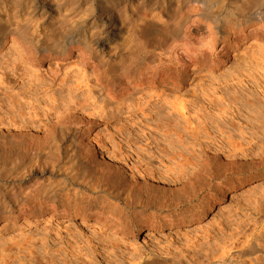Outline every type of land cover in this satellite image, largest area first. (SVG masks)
Listing matches in <instances>:
<instances>
[{
	"label": "rangeland",
	"instance_id": "1",
	"mask_svg": "<svg viewBox=\"0 0 264 264\" xmlns=\"http://www.w3.org/2000/svg\"><path fill=\"white\" fill-rule=\"evenodd\" d=\"M24 1L31 9L2 15L7 31L33 20L25 31L36 58L19 37L0 36V187L58 190L85 161L79 144L158 196L101 206L73 181L54 204L36 197L25 212L2 210L0 264H137L153 254L177 264H264V23L248 17L257 0L236 19L224 17L233 0L195 4L191 62L164 51L183 42L177 5L167 25L144 35L128 18L136 1L72 0L70 12L64 0ZM62 13L72 22L57 30ZM76 41L93 57L77 46L68 53ZM132 43L148 56L129 69ZM57 44L65 51L44 56ZM106 173L96 181L117 182Z\"/></svg>",
	"mask_w": 264,
	"mask_h": 264
},
{
	"label": "bare ground",
	"instance_id": "2",
	"mask_svg": "<svg viewBox=\"0 0 264 264\" xmlns=\"http://www.w3.org/2000/svg\"><path fill=\"white\" fill-rule=\"evenodd\" d=\"M39 1L43 2V0H39ZM119 1L120 0H112V3H113V5H115ZM128 1H129V4H131V5H133L134 1H136L137 9H135V11L132 10L131 13L128 14V18L131 17L129 19L131 21V25L133 26L132 30L137 31V33L139 31V33L141 32V34H144L148 31H152V29H157L159 26H162L161 28H163L164 25H167L169 23L168 19H167V17H169V15H168L169 10L174 5H177L178 8L182 7L183 9H185V11L182 12V14H181V18H182L181 23H183L182 27H184L183 28V37L181 39L183 42L181 44L175 43L173 45L167 46L164 49V51L166 53H168L170 56L180 55V56H182V58H184L185 60H187L189 62L194 60L193 55L196 53V50L193 49L194 47L192 48L194 42L192 40L193 39L192 34L190 33V31H191L190 30V26H191L190 23L193 20L194 14H196V12L199 11L195 4H197L198 2H202L204 5H206L207 9H210L209 6H211V4H213L215 0H128ZM233 1L236 2V4L233 6V11H228L224 15V17H226L227 19H232V18L236 19L237 15H240L241 13H243V10L245 11V9H246L245 3L247 0H233ZM253 1L254 0H252V2ZM257 1L255 4L256 8L254 6V8H255L254 11H252L253 7H252V10L249 8L250 14H248L249 15L248 17H251V19H252V17L258 16L259 19H261V22L264 23V0H262L261 2H258V3H257ZM2 2L5 3L4 4L5 10L4 9L0 10V36H3V35L5 36L7 33L6 37H8L9 35L12 37H14V36L19 37L21 39V41L23 42V45L26 44L29 47V49H30L29 54H30V56H32V57H30V56L29 57L33 60L34 58H36L35 57V55H36L35 49L36 48L34 49V46L36 45V43H35V41L33 42V40L29 38V36L27 35V31H25V26L28 25L26 23H29L30 21H33V20H30L28 22L27 18H26V21H24L22 23H19V22L13 23L12 24L13 27L9 31L6 30L7 27L3 23L4 20H2V15L6 14L5 16H8L9 13L13 10L16 11L15 13L22 12L25 10L27 11V8L31 9V7L33 5L31 4V2H27V1L25 2L24 0H2ZM36 3H38V1H36ZM74 3L75 2L72 0H64L63 4L67 7L65 11L70 12V9L68 7L72 6L71 8H73ZM254 3H255V1H254ZM249 4H250V2H249ZM251 5H252V3H251ZM107 7H109V6H107ZM231 8H232V6H231ZM73 9L76 10V8H73ZM207 9H206V14L210 15L209 14L210 11H207ZM108 12L112 13V15L115 14L114 8L110 9ZM170 12H172V11H170ZM62 15H63V13H62ZM60 19L61 20H58V25H57V23H56L57 26L55 25L56 26L55 28H57V30H58V28L64 29L68 22H72L70 20L71 17L69 18V15H66V14H64L63 17ZM107 19H109V18H107ZM248 19H250V18H248ZM229 21H231V20H229ZM85 27H86V25H85ZM92 28H93V30L91 31V33H94L95 30L96 31L98 30L97 29L98 27L94 26V24L92 25ZM57 36L58 35H56V37ZM136 37H137V35H136ZM132 38H135V37H132ZM138 38H140V37H138ZM138 40H140V39H138ZM49 41H48V43H49ZM79 41H76V44H73L71 47H69L67 49V52L68 53L75 52L76 51L75 49H77L76 48V46H77V47H79L78 50L80 51V54L84 59H86L87 55L89 58L93 57L92 47L90 46L89 48H84L82 46L83 42L80 44ZM44 42H47V40ZM34 43H35V45H34ZM135 44L137 45V39H136ZM135 44L132 43V45L128 46V49H129L128 50V56H126L127 59L124 60V63H123V65H124L125 63L128 62V64H125V67L128 65L127 68H129V69L131 67L133 68L134 65H136V63L138 62V60H140V59L146 60V57L148 56V55L146 56L147 47H144V45H143L140 47L137 46L138 48L137 47L135 48ZM54 45L52 44V46H54ZM133 45H134V47H133ZM50 47H51V45H50ZM61 47H62V45L60 46L59 44H57V46H55V48L53 47V49L47 48L44 52L45 53L44 56L45 55L49 56L52 53H58V52L65 51V50H62ZM43 48H45V47H43ZM31 51H33V53H31ZM139 65H141V63ZM183 114H185V113L183 112ZM57 137H58V134L56 133V131L49 135V137L46 139V141L48 143L47 148L54 147L55 144L51 143V142H53ZM36 148H39V147L37 146ZM30 150L34 151L33 156H34V158H36V160H38L40 158L42 152L39 151L38 149H35V146H33V144H30ZM55 150H56V152H59V147H56ZM74 150H75L74 153L79 155V157H82L85 161H81L79 159L77 165L75 167L70 168V171H68L67 176H66L65 185H67L73 181L84 182V185H86V188H88L90 190V192H94V193L98 194L94 198V201L96 203L101 204V206H105V205L111 203L113 200H117V199L124 200V202L126 204H129V203L131 204V203L135 202L136 204L139 205V203H142L144 201V199L146 198L147 200L145 201V203L149 204V203L155 201V199L157 198L158 195L157 194L155 195V193L153 191H150V192H148L147 195H145L144 194V187L141 186L140 183L125 182L121 179L120 176H118L119 177L118 178L115 173H113L114 175L111 174V172L115 171V167L113 165H109V164L106 165L107 167L102 166V164L101 165L98 164L100 162L95 160V158L93 157L94 154L92 153V151L87 149V147L83 148L81 145L77 144ZM73 156H75V155H73ZM106 172H108V174L113 175V176L116 175V179H118L117 182H113L112 184L106 182L108 184H104V183H101L100 181H98V182L96 181L97 180V178H96L97 173L100 175H105V174H107ZM116 173H118V172H116ZM118 175H119V173H118ZM113 176H112V178H113ZM102 182H105V181H102ZM64 186L60 187L58 190H43V191H35V192L34 191L25 192L23 189L16 188L15 186H10V188L0 187V211L5 210V209L14 208L19 212H25L26 210H29L31 208V205H32L31 201L33 199H35L36 197H38V199L40 201L45 199L46 202H49V200L51 199L52 204H54L56 199H58L57 192L59 190L61 191L64 188ZM37 189L42 190L43 188L38 186ZM49 192L51 193V195ZM75 194H77V193H75ZM260 246H262V245H260ZM137 264H177V263L175 261L165 259V258L161 257L160 255L153 254L150 257H148L146 260L144 259L143 262L138 261Z\"/></svg>",
	"mask_w": 264,
	"mask_h": 264
}]
</instances>
